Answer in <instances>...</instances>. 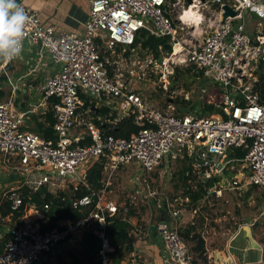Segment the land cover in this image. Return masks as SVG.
I'll list each match as a JSON object with an SVG mask.
<instances>
[{"label":"built area","instance_id":"built-area-1","mask_svg":"<svg viewBox=\"0 0 264 264\" xmlns=\"http://www.w3.org/2000/svg\"><path fill=\"white\" fill-rule=\"evenodd\" d=\"M173 3L89 0L82 35L56 34L52 27L40 25L34 11L22 6L29 16L22 50L26 44L38 46L53 66L52 75L38 90V105L52 111L55 139L46 140L25 129L24 116L13 99L0 98V155L8 169L5 178H0V207L7 204L15 212L23 206L24 211L5 233L8 239L0 248V264H43L50 256L76 248L86 231L100 241L99 264H116L105 226L118 206L107 197V187L112 174L123 165L136 164L151 173L186 160L198 183L214 180L213 188L206 185V196L221 197L223 190L243 192L249 187L264 190V98L260 88L256 89L259 84L264 89V72L261 81L256 75L260 63L264 65V0H190L187 8L195 6L201 16L199 30L182 20L185 9L178 15L180 26L176 27ZM225 6L235 16L223 19ZM185 28L194 30L178 33ZM140 31L168 38L171 50L164 54L159 46L161 59L146 53L150 56L147 65L159 77L161 89L168 91V78L176 69L190 68L214 87L213 102L208 103L220 110L219 116L157 109L129 87L118 66L122 60L118 55L133 45ZM17 58H0V71ZM80 95L94 105L83 108ZM98 104L109 110V116L115 115L112 123L132 117L139 127L137 133L129 138L104 134L91 117ZM235 150L245 153L238 157ZM98 161L104 163L102 187L71 201L82 217L59 221L45 231L37 219H25L29 212L43 217L51 201L44 202L42 209L24 204L23 189L30 193L45 190L52 198L80 187L90 190L88 171ZM227 173L233 174L230 184L222 180ZM135 187L136 196L131 198L144 204L157 195L146 180L135 182ZM131 203L135 205V199ZM165 204L170 219L156 226L164 254L172 264H192V254L177 231L179 211L167 199ZM131 263L136 264L135 257Z\"/></svg>","mask_w":264,"mask_h":264},{"label":"crops","instance_id":"crops-1","mask_svg":"<svg viewBox=\"0 0 264 264\" xmlns=\"http://www.w3.org/2000/svg\"><path fill=\"white\" fill-rule=\"evenodd\" d=\"M16 2L21 6L34 11L40 25L44 27H52L56 34L74 33L82 35L84 33L85 24L89 14V0H16ZM10 69L11 71L8 72ZM52 72L53 66L50 63L48 57L41 53L40 48L38 46L26 44L20 56L0 71V75L4 74L5 76L6 73L10 74V76H5L4 80L6 82L3 80L0 84L2 85L5 83L4 85L12 87V90H18L24 93L27 90H30V92L36 91L38 93L39 88L42 86L45 80L52 75ZM1 85L0 91H2L3 88ZM37 93L35 94V100H32L31 102V105L33 106H31L29 109H27L23 103H20L16 97H14L12 100L15 107L17 108V111L22 113L24 116L23 125L25 129L36 134V123H41L44 121V115L48 110L47 107L38 105L39 95ZM102 106L104 105H95V108L91 114V117H93L94 120H98L100 118L103 120V117L98 115V109ZM76 132H78V130H76ZM181 161L183 162L185 160ZM0 162L3 163L1 155ZM9 164L15 163L10 162ZM161 168L165 169L164 166ZM7 173L8 169L0 165V178H5ZM228 174L233 176V174L227 173V175ZM237 176L241 177L240 174ZM193 179L194 180H192V184H197V180H195V178ZM103 182H105L104 173L102 183ZM108 189L109 185L107 187V197L114 201V199L108 196ZM135 190L136 187L133 186V190L131 192H134V195L136 196ZM223 193L227 194L228 196H241L243 194L242 192H239L235 189L223 190L222 195ZM161 196L162 197L159 199L156 198V196L153 197L152 201L155 203L154 207L152 201L149 204H146L147 209L143 214H139V218L133 217L129 219V223L132 226V230L129 233L132 252L125 255L119 264H132L131 259L133 257L136 259V264H172L164 254L163 244L156 227L157 223L161 220L167 221L170 219L168 218V210L165 204L166 199L173 208L179 211L177 231L178 234L180 232L181 236H183V238H181L186 243L188 249H192L194 245V243L190 240L194 234L199 235L204 241L206 262L199 260V262H202V264H220L218 259H224V261L228 262L229 264H246L247 259L256 258L258 255H260V258L255 264H260V261L264 258V246L258 241L254 240V236L252 231L249 229L247 221H240L236 227L225 226L217 228L214 226V228H209L205 225L204 227H200L198 225V221L200 224L203 222V217L200 215L199 208L203 202L208 199L206 198L207 196L203 197V199L194 208H192L191 205H188V197L175 198L172 201L168 198L167 194L162 193ZM133 199L136 201L135 205L131 203L133 202ZM155 199H158L157 202H155ZM214 199H216V201H220L221 204H223V202L229 204L230 201L236 200V198L220 197H216ZM144 203L145 202L142 201L137 203V198H131L127 204L128 206L138 208L140 204ZM124 206L125 205L120 207L118 206V209ZM227 213L228 215H232L231 211L228 210L226 214L221 217L224 219ZM221 217H219L218 220H220ZM241 217H243L242 212ZM42 218L43 217L40 213L33 214L32 212H29L25 219H37L38 222L43 223V226H46L48 222L41 220ZM204 219L206 220V218ZM16 223L17 220H13L11 214L6 217H2L0 215V248L3 245L2 239L6 235L5 233H7L9 228ZM187 234L188 236H186ZM250 244L252 246H250ZM258 248L260 251H258Z\"/></svg>","mask_w":264,"mask_h":264},{"label":"rangeland","instance_id":"rangeland-1","mask_svg":"<svg viewBox=\"0 0 264 264\" xmlns=\"http://www.w3.org/2000/svg\"><path fill=\"white\" fill-rule=\"evenodd\" d=\"M185 1L186 0H173L174 5L171 7V10L173 11L172 19L178 28L180 23L177 21V17L181 14L183 9H187L188 4H186ZM192 17L194 16L188 14L186 15V20H194ZM193 30L194 29L189 30L186 28L183 30L179 29L178 33L185 35L186 32L189 33ZM194 36H197V32H195ZM124 50L126 49L124 48ZM125 52L126 51L121 50L118 55L119 59H122L118 60V66L121 69L123 80L128 79L130 83L129 87L136 92H139L148 105L173 114H185L194 111L200 113L198 111L200 110L199 107L203 103L209 104L208 100L212 101L210 98L214 95V87L199 73L190 68L180 67L175 70L172 77L168 78V91H163L159 84V77L151 70L150 66L147 65L150 56L147 55L146 52L138 49L135 52H132L127 63L123 61V59H125ZM152 65H154V62H152ZM9 71H11V69L8 70V72ZM8 75L10 76L9 73L5 74V76ZM143 76H145V78ZM4 84L5 83L2 85L0 84L3 87L2 99L8 100L16 97L17 100L20 103H23L27 109L33 106L31 105V102L32 100H35L36 91L30 92V90H27L24 93L22 91L12 90V87H8ZM212 106L214 105L212 104ZM211 115L219 116V114ZM183 163L184 162L182 161H178L177 163L174 162L170 164L167 169H162L160 167L151 173L143 172L141 167L136 164L127 166L123 165L114 172L110 179L111 184L109 185L108 196L114 199L117 206L120 207L126 205L134 195V192L131 191L133 190V186H135V182H143L146 180L150 184L151 189L157 193L156 198L158 199L162 197V193L167 194L168 198H183L182 192L184 191V188L181 181L176 177ZM0 165L5 167L4 163L0 162ZM231 178L232 175L228 174L224 175L222 180L225 184H230ZM4 188L5 187H1V189ZM242 193L241 196H228L223 193L220 198H236V200L230 201L229 204L224 202L221 204L220 201L214 199L216 198L214 197L215 195H208L206 197L208 199L204 201L199 208L200 215L203 217V222L200 224L198 221V225L200 227H204L205 225L209 228H214V226L217 228L225 226L236 227L240 221L245 220L248 222L247 224L252 231L254 240L264 246V190L259 188H249ZM158 199H155V202H157ZM139 200L140 199L137 198V201L140 203L141 201ZM228 210L231 211L232 215H228L227 213L226 217L223 219L221 216L226 214ZM241 212L243 217H241ZM219 217H221L220 220H218ZM204 218H206V220ZM218 262H220V264H229L224 261V259H218ZM196 264H202V262L198 261Z\"/></svg>","mask_w":264,"mask_h":264},{"label":"trees","instance_id":"trees-1","mask_svg":"<svg viewBox=\"0 0 264 264\" xmlns=\"http://www.w3.org/2000/svg\"><path fill=\"white\" fill-rule=\"evenodd\" d=\"M162 47V52H170L171 47L168 44V38H155L149 35L145 31H140L136 34L135 40L132 46H129L124 54L126 59H129L132 50L135 51L140 49L146 53H151L153 58L161 59V54L158 50V47ZM118 51L120 48L117 49ZM262 72H264V65L260 63L259 69L256 72L258 79L261 81L263 79ZM5 79L4 74L0 75V82ZM260 88V93L262 98H264V89L259 85H256V89ZM0 96H3V92L0 91ZM83 101V108H88L90 105L93 106L94 103H90V99L80 95ZM52 102V101H51ZM202 106V107H201ZM198 110L200 113L192 112L193 114L200 115H211L220 113L219 109H216L210 104L203 103ZM96 115V114H94ZM98 115L103 117V120L97 121L94 120L96 125L102 129L104 134L113 135L114 137L129 138L132 134L137 133L139 127L134 124L133 118H123L115 123L113 119L115 115L109 116V110L102 106L98 109ZM53 113L48 107L47 112L44 115V121L36 123L35 131L40 134L46 140L55 139L53 125H54ZM84 143V142H82ZM235 155L242 157L244 151L235 150ZM181 169L178 171L176 177L181 181L184 191L182 192L183 197H188L189 204L192 208L196 207L198 203L206 196L207 190L206 185L197 183L192 184L193 173L192 168L189 162L186 160L183 161ZM103 179V163L102 161L96 162L88 171L87 182L90 190H87L85 187H80L74 193L72 191H65L59 194L58 198H52L48 195L45 190H40L36 193H30L27 190H22V196L24 198L23 203H32L39 209H42L44 202H50L51 205L49 210L43 212V221L48 222L46 226L42 225V229L45 231L51 227L57 225V222L62 220L76 221L84 214L75 210L71 206V201L78 196L88 193L89 191H97L102 187ZM195 188V190H194ZM255 189V187H252ZM250 188V189H252ZM172 201L175 198H169ZM153 207L155 203L152 201ZM138 211H137V210ZM147 209L146 204H140L138 208L133 206H128L126 204L124 207L118 209V212L111 217H107L106 226H105V235L108 238V241L111 247L114 249L112 253V258L116 264L124 258L125 255L132 252V246L130 244L129 233L132 230V226L129 223V219L133 217H138L139 214H143ZM88 210H86L87 212ZM23 206L15 212H11L9 206L4 204L0 207V215L6 217L9 214H12V219L17 220L23 215ZM180 237L181 233L179 232ZM188 236V234L186 235ZM8 235H5L2 239V242H6ZM190 240L194 243L190 253L193 256L192 264H196L197 261L206 262V251L204 247V241L197 234H194ZM250 246H252L250 244ZM100 249V241L97 236L93 234L92 231L84 232L81 242L78 247L66 250L62 254H56L50 256L49 259L43 264H99L98 251ZM250 264L249 259L247 263Z\"/></svg>","mask_w":264,"mask_h":264},{"label":"clouds","instance_id":"clouds-1","mask_svg":"<svg viewBox=\"0 0 264 264\" xmlns=\"http://www.w3.org/2000/svg\"><path fill=\"white\" fill-rule=\"evenodd\" d=\"M29 16L16 0H0V58L20 56Z\"/></svg>","mask_w":264,"mask_h":264},{"label":"bare ground","instance_id":"bare-ground-1","mask_svg":"<svg viewBox=\"0 0 264 264\" xmlns=\"http://www.w3.org/2000/svg\"><path fill=\"white\" fill-rule=\"evenodd\" d=\"M194 8H195V6H190V8L185 9L187 11L184 10L183 15H182V20L187 23L186 15H188V14H190V16L193 15L194 17H192V18L194 20H191V21H188V22H191V24L194 25L196 30H199V21L201 20V16H200L199 12L196 9H194ZM258 251H260V249ZM259 258H260V255H258L256 258H253V259L250 258L249 259V261L251 262L250 264H255L256 262L259 261Z\"/></svg>","mask_w":264,"mask_h":264},{"label":"water","instance_id":"water-1","mask_svg":"<svg viewBox=\"0 0 264 264\" xmlns=\"http://www.w3.org/2000/svg\"><path fill=\"white\" fill-rule=\"evenodd\" d=\"M189 3H190V0H188V4ZM223 10H224V13L222 14L223 19H226L227 17L235 16V12L232 11L229 7L225 6ZM206 185L208 188H213V180L212 179L206 180Z\"/></svg>","mask_w":264,"mask_h":264}]
</instances>
